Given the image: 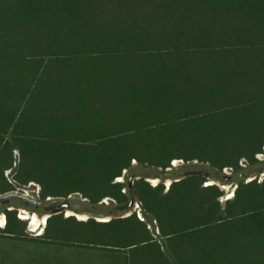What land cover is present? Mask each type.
Segmentation results:
<instances>
[{"label":"trees","instance_id":"16d2710c","mask_svg":"<svg viewBox=\"0 0 264 264\" xmlns=\"http://www.w3.org/2000/svg\"><path fill=\"white\" fill-rule=\"evenodd\" d=\"M263 147L264 0H0V193L127 203L132 161L236 171ZM129 188L157 233L135 212L64 221L124 264H264V178L224 201L201 174Z\"/></svg>","mask_w":264,"mask_h":264},{"label":"rangeland","instance_id":"374dc122","mask_svg":"<svg viewBox=\"0 0 264 264\" xmlns=\"http://www.w3.org/2000/svg\"><path fill=\"white\" fill-rule=\"evenodd\" d=\"M262 152L261 159L257 158L258 161L253 163L243 160V166L240 164L242 167L237 168L236 171L226 168L219 169L209 162L198 159L190 161L175 159L167 168L132 161L131 167L123 170L120 179L114 180L125 183L123 191L128 197L127 203H118L111 196L98 202H92L79 192H73L66 197L48 196L42 198L41 187L37 182L31 181L25 185H18L13 191L0 193V213L4 214L6 223V210L15 211L17 219L22 221L16 222L17 232L15 234L0 232V264H124L123 252L91 244L86 240L88 234L86 228L67 224L64 221L66 217H69L66 208L89 212L91 214L89 218L98 221L100 220L97 218L98 216L108 215L111 219L135 212L138 217L140 215L145 218L151 224L149 225L150 229L155 232V222L150 215L145 213L136 193L129 188L132 185L128 186L130 180L144 176L151 184L156 185L162 182L167 188V179L175 181L188 174H201L206 177L208 184H216L224 191L222 197L224 201L233 196L238 182L264 178V147ZM14 174L15 167L6 171V176L9 179H13ZM149 177L159 178L160 181L154 184ZM225 184H228L229 188H224ZM132 199H134V204L130 205ZM137 203L140 205L139 208L135 206ZM23 206L28 210V215L34 211L39 214L50 212L51 216L55 213L58 214L56 215L58 218L54 219L55 223H50L49 227L43 231L32 230L36 227L32 228L31 221L20 217L22 212L18 208ZM57 210L60 211L57 213ZM75 218L81 220L76 216ZM48 223L49 218L46 225ZM5 227L6 224L0 225L2 229Z\"/></svg>","mask_w":264,"mask_h":264},{"label":"bare ground","instance_id":"6f19581e","mask_svg":"<svg viewBox=\"0 0 264 264\" xmlns=\"http://www.w3.org/2000/svg\"><path fill=\"white\" fill-rule=\"evenodd\" d=\"M149 179L154 184H156L157 182L160 181L159 178H156V177H149ZM170 182H171L170 179H167L166 183L169 184ZM224 188H226V189L229 188V185L228 184H225L224 185ZM135 206H136V208H139L140 205L137 203ZM18 209L22 212V214H21L20 217L21 218H24V219H29L31 221V223H30L31 226H33L32 228L36 227V228H34L32 230L39 229V230L43 231L44 228H45V226H46V223H47L48 218L52 214L50 212H46V213H43V214H39L37 211H34V212H31V215H28V210L24 206L23 207H19ZM66 209L68 211V214H67L68 216L74 215V216H76L77 218H79L81 220H86L89 217H91V214L89 212H83V211H78V210H75V209L73 210V209H68V208H66ZM59 211L60 210H57L56 212L58 213ZM141 215H142V213H141ZM97 218L100 219L101 221H107V220L110 219V216H108V215L107 216H98ZM5 222L6 221H5L4 214L3 213H0V223H1L0 225L3 226L5 224ZM38 223H40V224H38Z\"/></svg>","mask_w":264,"mask_h":264},{"label":"water","instance_id":"95a60500","mask_svg":"<svg viewBox=\"0 0 264 264\" xmlns=\"http://www.w3.org/2000/svg\"><path fill=\"white\" fill-rule=\"evenodd\" d=\"M137 178H139V177H137ZM179 179H180V178H179ZM179 179H176V180H179ZM249 180H252V179H249ZM133 181H134V180H130L129 184L132 185V184H133ZM171 182H172V180H171ZM171 182L167 185V188H169ZM236 186H237V185H236ZM233 195H234V193H233ZM133 204H134V199H132L131 202H130V205H133ZM139 217H140L142 220H145V218H142L140 215H139Z\"/></svg>","mask_w":264,"mask_h":264},{"label":"built area","instance_id":"2783aa9c","mask_svg":"<svg viewBox=\"0 0 264 264\" xmlns=\"http://www.w3.org/2000/svg\"><path fill=\"white\" fill-rule=\"evenodd\" d=\"M263 152H260V153H258V154H256V157L258 158V159H261V154H262ZM243 160H245V159H242L241 161H240V164L243 166V164H242V161ZM246 161V160H245ZM247 162V161H246ZM225 169V168H224ZM226 169H228V170H233V168H231V167H226ZM237 187V186H236ZM236 187H235V189H236ZM235 189H234V191H235ZM234 191H233V193H234ZM6 216V215H5ZM5 224H6V222H5Z\"/></svg>","mask_w":264,"mask_h":264},{"label":"crops","instance_id":"0c3cea01","mask_svg":"<svg viewBox=\"0 0 264 264\" xmlns=\"http://www.w3.org/2000/svg\"><path fill=\"white\" fill-rule=\"evenodd\" d=\"M46 226H47V225H46ZM46 226H45V228H46ZM45 228H44V229H45Z\"/></svg>","mask_w":264,"mask_h":264}]
</instances>
